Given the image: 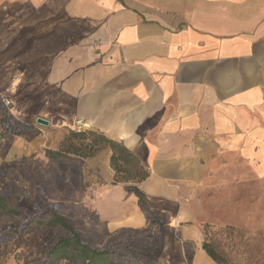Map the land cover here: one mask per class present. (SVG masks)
I'll return each instance as SVG.
<instances>
[{
  "label": "crops",
  "instance_id": "crops-1",
  "mask_svg": "<svg viewBox=\"0 0 264 264\" xmlns=\"http://www.w3.org/2000/svg\"><path fill=\"white\" fill-rule=\"evenodd\" d=\"M3 112L30 125L18 135L29 149L77 119L122 141L150 170L146 202L198 264L202 234L196 242L185 227L174 186L199 183L221 156L263 160L264 0H0V122ZM109 156L104 147L85 159L102 176L94 200L109 226L143 227Z\"/></svg>",
  "mask_w": 264,
  "mask_h": 264
},
{
  "label": "rangeland",
  "instance_id": "rangeland-1",
  "mask_svg": "<svg viewBox=\"0 0 264 264\" xmlns=\"http://www.w3.org/2000/svg\"><path fill=\"white\" fill-rule=\"evenodd\" d=\"M72 121L66 126L51 125L45 141L30 149L18 137L24 126L12 127L11 132L2 129L0 194L4 200L0 203V226L16 225L22 217L52 208L53 203L52 209L63 214L84 239L97 247L112 242L136 245L154 254L153 264H180L181 246L190 256L192 245L180 238L178 230L169 229L167 223L160 227L144 213L147 222L143 227L109 226L94 200V185L101 181V175L97 168L88 167L86 157L75 156L67 163L48 159L46 151H57L67 144L65 137L74 128ZM85 126L89 128L87 123ZM72 142L76 143L77 138ZM262 157L249 159L239 153L221 156V163H210L199 183L185 180L174 186L188 209L186 224H193L185 227L194 228L196 242L202 234L220 257V264H264V166L259 168L264 153ZM38 185L41 194H36ZM109 210L115 213L116 206ZM41 216L45 222L46 216ZM153 217L164 222L161 214ZM185 231L184 237L190 233ZM62 232L59 226L49 228L42 223L17 235L1 232L0 264H41L43 243ZM202 252L198 264H206L207 254ZM53 264L73 263L59 260ZM133 264L148 262L137 260Z\"/></svg>",
  "mask_w": 264,
  "mask_h": 264
},
{
  "label": "trees",
  "instance_id": "trees-1",
  "mask_svg": "<svg viewBox=\"0 0 264 264\" xmlns=\"http://www.w3.org/2000/svg\"><path fill=\"white\" fill-rule=\"evenodd\" d=\"M0 124L6 129L17 128L19 124L25 128L30 127V125L21 123L7 112H3ZM73 138H77L76 143L72 142ZM65 142L67 144L57 151H46L49 160L67 163L74 160L73 157L75 156L89 157L101 148L108 147L110 149L109 164L113 170L112 184L124 183L126 189L136 195L138 206L152 222L158 223L160 227L167 223L165 214L158 209L151 208L146 202L142 190L138 187V184L150 175L149 168L122 141L112 139L99 130L73 128L66 135ZM36 187V194H41L42 188L39 185ZM3 200L4 197L0 194V203ZM50 206L55 207L53 203ZM52 208L42 209L41 212L31 216L22 217V220L16 225L0 226V233L17 235L30 226L39 223L49 228L59 226L63 232L43 243L41 264H53L59 260H69L73 264H133L137 260H145L148 264H153L154 254L136 245L112 242L104 247H97L84 239L63 214ZM42 214L47 218L45 222H42ZM153 214H161L164 222L158 221L153 217ZM201 247L212 259L213 264L221 263L220 257L209 242L202 239ZM186 259L188 264H193L187 253Z\"/></svg>",
  "mask_w": 264,
  "mask_h": 264
},
{
  "label": "built area",
  "instance_id": "built-area-1",
  "mask_svg": "<svg viewBox=\"0 0 264 264\" xmlns=\"http://www.w3.org/2000/svg\"><path fill=\"white\" fill-rule=\"evenodd\" d=\"M3 103L5 105H9L10 104V100L9 99H4ZM85 125H86V123L83 122L80 119H77V120L74 121V128H76V129H83L84 127H86Z\"/></svg>",
  "mask_w": 264,
  "mask_h": 264
},
{
  "label": "water",
  "instance_id": "water-1",
  "mask_svg": "<svg viewBox=\"0 0 264 264\" xmlns=\"http://www.w3.org/2000/svg\"><path fill=\"white\" fill-rule=\"evenodd\" d=\"M36 121H37L38 123H41V124H44V125H47V124H48V120L45 119V118H42V117H38V118L36 119Z\"/></svg>",
  "mask_w": 264,
  "mask_h": 264
}]
</instances>
